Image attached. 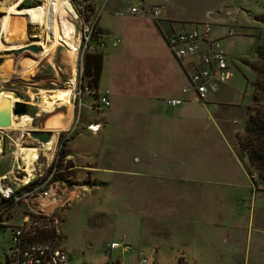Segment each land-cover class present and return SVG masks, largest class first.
<instances>
[{"label": "rangeland", "instance_id": "rangeland-1", "mask_svg": "<svg viewBox=\"0 0 264 264\" xmlns=\"http://www.w3.org/2000/svg\"><path fill=\"white\" fill-rule=\"evenodd\" d=\"M68 1L76 16L72 18L69 13L63 14L64 19H62V24H58V31L61 34L64 33L66 19L73 22L75 29L73 39L78 43L73 60V75L70 71L68 51L59 43L54 44L50 54L45 53L38 56L40 50H44L45 47H51L53 45L54 40L49 30L50 28L47 25L27 23L24 17L17 15L16 10L13 11L14 7L18 8L17 10H22L42 6L45 0H23L19 6H15L18 0H0V18H6L9 14L10 19H12V27L14 28L12 30L15 31L17 29V33L24 36L18 38L17 36L8 35L3 41V44L8 45L12 41H21L27 44L38 42L39 44L37 52L25 48L17 53H13L9 49L0 51V56H2L0 64L4 67L8 65V70L11 74L5 81H0V91L2 89H9L10 91L16 90L19 93L20 99L28 103V112L26 111V113L30 114L32 111H37L38 113L35 116L32 114V120L26 126L29 128L43 129V127L51 125L50 123H44L42 121L46 116L51 115L55 111L65 113L68 105L65 103V105L62 104L59 107H55L50 112H45L40 110V104L43 103L42 107L44 109L47 108L49 97L63 91L59 90L54 93L52 91V94L50 90L67 87L70 85L69 80H72L73 94H70L68 98L72 110V117L69 124L74 123L75 127L71 131L69 136L71 137L85 127V119H100L94 121L98 122L100 127L103 115L102 111L104 110L103 107L102 109H94L90 106L89 99L94 96L97 90L87 84V76L83 74V55L85 52L92 51L89 49L88 44L92 45L93 41L86 43L84 46V40L82 36H79L80 25L82 21H85L87 24L92 22L95 16L94 5H96V2V10H99L98 12L102 11L100 19L106 21L108 25L110 19L106 11L110 12L109 9L111 11L117 9L116 11H118L120 8L114 7L113 9L111 7V0H89L85 4V10L82 12L80 8L75 9L72 1ZM148 1L161 2L174 18H191L196 17L199 13L205 14L201 21L198 22L210 21L215 10L224 9L226 6L231 7L234 4L239 5V9L241 7L245 9L249 16L250 23L246 27L239 28L233 23L229 24L228 26L233 29V34L225 35L221 39L225 52L229 57L232 74L227 79L226 84L222 86L223 89L221 88L219 95L215 96L211 102L200 101L203 103L202 105L196 103V101L187 102L191 125L187 139L183 144L184 146H178L168 139L174 129L163 137L171 128L170 121L166 118L168 111H172L171 108L167 107L163 109L161 113L164 114L158 117V122H154L151 125L146 123V125L148 128L152 127L154 132L162 133L158 137L159 142L157 146L159 148L158 150H163L156 156V160L161 164L159 171H164V165L171 160L170 157L177 155H180L184 159L185 164L188 163L190 165L191 172H189V175L195 179L185 180L180 185H177L176 188L172 189L173 193H176L175 196L177 198L186 200L188 203V214L196 211H191L190 202L201 203L202 199L206 200V204L203 205L205 208H210L208 207L210 201H220L221 203L217 202V204L222 205L221 208H223L224 212L230 208V213H225L221 218L223 220L221 228L229 231L238 230L241 233L250 232L249 254L251 256L249 258L251 263L257 264L259 262L256 259L258 255L254 256V254L261 251L264 253V186L260 182L255 169L248 164L245 152L239 147L236 137L243 135V123L249 111L247 106L254 104L256 101L253 98V94L259 97L260 90L257 88L259 85H264V22L254 17L264 15V0ZM129 15H123L120 18H123V22H126L130 18ZM18 20L21 23H17ZM93 24L95 25V23ZM124 25L132 29L130 22ZM213 27V31H217L218 29L222 31L224 29V27L222 29L221 25L214 24ZM94 30L96 31V35H94L96 39L100 33L95 27ZM149 35V32L133 30L129 38H127L122 32L121 42L117 45L119 52L110 51L108 53L113 57V68L116 70L117 80L125 73L128 76L130 88H132L131 86L138 85L141 81L139 78L140 74H134L140 70L142 55H145L144 51H142V45L145 44L147 47H152V44L145 43L148 41L146 39L151 38ZM100 36L102 37V35ZM103 41L104 43L107 42L105 38H103ZM122 53L126 57H123ZM26 57L36 58V63L33 67L34 69L32 68L29 74L30 76L20 78L19 73H21L22 61ZM71 77L73 78L71 79ZM101 85V87L104 86V84ZM39 88L44 89L46 92L41 94ZM107 88L103 87L100 91H104ZM107 90L109 95V89ZM78 91L80 92L78 93ZM42 95L46 96L42 97ZM65 98L67 100V97ZM28 101H31L33 104L29 105ZM140 114L141 116H147L146 112H140ZM149 116L157 117L156 114H150ZM212 118L222 119V123H219V125L225 134L224 140L220 139L217 131L214 129V125L210 120ZM16 120L12 126H21V120ZM5 128L6 126L0 127V130H2L0 132V135H2V139L0 140V166H10L13 155L21 148H35L38 157L42 156L43 150L41 146L27 132H24L23 136L17 137L12 142L3 133L7 132L14 138L18 135V131L16 129L10 131ZM60 129L61 127L57 130ZM89 133L94 132L89 131ZM164 138L168 139L171 143L164 140ZM126 147L124 141L113 142L107 138L101 139L99 135H85L81 133L75 135L69 144L71 152L87 150L90 157L91 155L94 157L93 151L95 152L96 149H99V155L105 156L106 160L110 159L112 166L113 159L115 160L122 151H125ZM158 150L156 149V151ZM93 157L88 161L82 156H79L76 158L75 163L81 164L80 166L88 164L93 167L88 168V170L92 171L91 169H94L95 165ZM105 158L103 157V160ZM183 164L180 162V166H183ZM83 168L85 167H75L72 171L75 174V172L83 170ZM12 173L15 174V172ZM77 174L79 178L82 171H78ZM8 177H11L10 172L8 173ZM93 181L94 183L92 185L100 183L96 182L95 179ZM76 183L80 185L81 181L77 179ZM163 188L164 184H161L160 189L155 188L152 192L144 189H131L124 193L126 190L117 188L115 183L99 189H91L89 186L87 189L82 190V188L78 187L79 200L75 203L72 202L65 209L61 224L62 232L65 235V249L73 257L74 263L80 264L83 260L88 264H101L106 256V251L104 252L100 247L101 242H106L112 237L113 239L122 237L126 241L137 240L141 230L145 232L146 236L154 238L156 241L159 240L160 247L155 250V247L151 243L143 246V248L138 247V251L141 250L146 262H137L135 264H147L150 260H153L155 263L157 261L160 264L172 263L174 259L173 250L175 248L170 249L162 240L167 237L166 232L168 233L173 228V224L170 226L168 221L151 223V220H147L144 216V214L151 215L149 203L154 201L155 196L157 200L168 197L167 192L171 190ZM140 191H146V196L140 197ZM121 192L124 193L123 196L127 200H132L133 203H138L139 205L129 207L122 200L119 203L117 197ZM140 209L142 214L139 213ZM229 216L238 217L237 226H225V220L229 219ZM235 241H237V238ZM176 249L183 252L182 247ZM138 251L136 253L137 258L139 256ZM177 256L172 264L180 260ZM182 260L184 261L183 258Z\"/></svg>", "mask_w": 264, "mask_h": 264}, {"label": "crops", "instance_id": "crops-1", "mask_svg": "<svg viewBox=\"0 0 264 264\" xmlns=\"http://www.w3.org/2000/svg\"><path fill=\"white\" fill-rule=\"evenodd\" d=\"M142 1L144 3H156L161 5L159 16L155 19L150 18L148 15L135 16L126 10L125 0H111V7L113 9L114 7H118L120 10L116 11L117 9H114V11H111V9H109L110 12L106 11L110 19L108 25L106 21L100 19L102 11L98 12L99 10H96L97 2L96 5H94V12L96 16L95 27L99 30L100 35H102V37L107 41L102 48L103 50L101 49L102 67L97 81L96 90L99 92L103 87H108L109 104L107 106H103L104 110L102 111L103 115L100 127L98 122H94L100 119H85L84 126L88 122L98 123L97 132L89 133V130L84 127L80 132L78 131L65 142L64 152L65 154L70 155L68 164L73 165L74 168H93L88 164L80 166L81 164L75 163L76 158L79 156H82L88 161L93 157L92 155L91 157L89 156L87 150H79L78 152L70 151L69 144L75 135L80 133L85 135L95 134L99 135L101 139L107 138L113 142L124 141L127 147L125 148V151H122L115 160L113 159V166L110 159L106 160L105 156L99 155V149H96L95 152L93 151L95 165L94 169H91L92 171H89V173L91 175L93 174V180L95 179L96 182L100 183L91 185V189H99L107 187L111 183H115L117 188L126 190L124 193L131 189H144L152 192L153 189H160L161 184H164L163 189L171 190L167 192L168 197L159 198L157 200L155 196L154 201L149 203L151 215L144 214V216L147 220H151V223L156 221V223L168 221L170 226L173 224V228H171L168 233L166 232L167 237L162 240V242H165L170 249L175 248V250H173L174 259L172 260V263H174L175 258L179 253L182 255L185 264H197V261L198 264H253L250 262L249 258L251 256L249 254L250 232L247 231L241 233L238 230L229 231L221 228L223 223L221 218L225 213H230V208L224 212L223 208H221L222 205L217 204V202H221L217 200V202L210 201V205L208 206L210 208H205L203 205L206 204V200L202 199L201 203L190 202L191 211H196L192 214H188V203L186 200L177 198L175 196L176 193H173L172 189L176 188V186L180 185L183 181L193 178L189 175V172H191L190 165L188 163L185 164L184 159H182L180 155H177L175 157H170L171 160L164 165V171H159L161 164L156 160V156H158L159 152L163 150H158L159 148L157 146L159 142L158 137L162 133H156L152 127L148 128L146 125V123L151 125L154 122H158V117L164 114L161 113L163 109L167 107L171 108L172 111H168L166 114V118L170 121L171 128L164 134L163 137L174 129L168 139L178 146L185 143L191 125L189 106H187V102H195L196 100L192 99V93L189 89L181 91V88L187 84L186 76L191 65L188 59H185L183 63L180 64L171 55L166 47L163 35L171 28L190 27L193 24L198 23V21H201L205 14L199 13L196 17L191 18H174L169 14V11L165 9L164 4L161 2L148 0ZM227 7L228 6L224 7V9L215 10L213 17L210 20L212 23V28L210 30L211 35L220 37L221 39L226 35V27L229 24L233 23L239 28H244L250 23L249 16L247 15L245 9H242V7L239 9L238 7L240 6L237 4H234L231 7L229 6L228 8ZM128 14H130L129 20L123 22V18H120V16ZM127 22L131 23L132 29H129L128 26L124 25ZM17 23H20V21H17ZM214 24L221 25L222 29L223 27L224 29L222 31L219 29L217 31H213ZM133 30L141 32L144 31L146 33L149 32V36L151 38L146 39L148 41L145 43L152 44V47H147L145 44L142 45V51H144L145 55H142L140 70L136 71L134 74H140L139 78L141 81L138 85L131 86L132 88H130L128 76L125 73L117 80L118 76L116 75V70L113 68L114 60L108 53L110 51L119 52V47H117V45L121 42V33L123 32L124 35L129 38ZM112 36L119 38V41L115 45L110 44ZM122 56L126 57L124 53H122ZM227 58L229 61L228 55ZM113 73L114 75L112 76ZM226 82L227 80L218 88L216 92L210 95L208 101H213L215 96L219 95V91H221V88L223 89L222 86L225 85ZM101 84H104V86L101 87ZM3 90L9 89H2L0 92ZM39 90L41 91V94L46 92L42 88H39ZM56 90L57 89L55 88L50 91L52 93V91ZM42 97L45 96L42 95ZM170 97H181L183 101L177 105H170L166 102V98ZM28 102L29 105L33 104L31 101ZM196 103H200L201 105L203 104L200 101H196ZM42 104L43 103L40 104V110L48 112V110L42 107ZM67 105L68 107L65 113L55 111L51 115L46 116L42 121L44 123H50L51 125L46 127L42 126L43 129L51 131L50 127L52 125L61 126L64 124L72 111L69 101L67 102ZM56 107L58 106L56 105ZM140 112H146L147 116H141ZM30 114L31 117H33V115L35 116L38 113L37 111H32ZM150 114H156L157 117L149 116ZM210 120L220 139L224 140L225 134L222 132L219 125V123H222V119L212 118ZM29 122L31 121H28L27 123ZM17 127L19 126H7L6 128L10 131L15 129L18 131ZM1 131L2 130H0V132ZM51 133L53 134V131ZM168 139L164 138V140L170 142ZM14 140L15 137L11 141L14 142ZM156 149L158 151H156ZM103 157L105 160H103ZM180 162L184 163L183 166H180ZM16 163H19V160L16 155H13L10 166H0V175L11 172ZM85 168L78 171H84ZM145 192L146 191H140V197L146 196ZM124 193L121 192L118 195L117 200L119 203L121 202L120 200H122L125 201V204L129 207L139 205L138 203H133L132 200H127L123 196ZM78 200V194L72 196V200L68 203L66 208L72 202L75 203ZM139 213L142 214L141 209ZM18 219L19 214L17 212V207H15L13 212L6 217V220L8 223H14ZM237 225V216L230 217L225 220L226 227ZM0 233L1 262V252L7 243L8 231L3 228V226H0ZM64 238L65 235L63 233V243ZM236 238L237 241H235ZM110 240L117 239H113L112 237ZM108 241L100 243L102 250ZM129 241L135 245V248L123 252H120L118 249L109 252H105L103 250L106 253V256L101 264H135L139 262L136 254L137 247L143 248V246H146L149 243L155 247V250L160 247L159 240L156 241L154 238L146 236L145 232L142 230L140 231V236L137 240ZM223 243L224 245H222ZM179 247L183 248V252L176 249ZM256 255H258V258L256 259L259 261L257 264H264L263 251L254 254V256ZM116 259H118V261H116ZM172 263L170 262L169 264ZM66 264H75L71 255H69V259Z\"/></svg>", "mask_w": 264, "mask_h": 264}, {"label": "built area", "instance_id": "built-area-1", "mask_svg": "<svg viewBox=\"0 0 264 264\" xmlns=\"http://www.w3.org/2000/svg\"><path fill=\"white\" fill-rule=\"evenodd\" d=\"M70 1L73 2L75 9L80 8L83 12L89 0ZM125 1L126 10L131 14L148 15L155 19L161 11V5L156 3H144L142 0ZM95 17L89 24L82 21L79 36H82L84 46L93 41L92 45L88 44L89 49L100 51L105 43L100 35L94 38L96 35L93 24ZM211 27V21L206 20L187 28H171L163 35L171 55L180 64L188 59L191 65L186 76L187 84L181 88V91L189 89L192 99L202 102H207L210 95L216 92L232 74L230 61H228L221 38L211 35ZM225 33L226 35L233 34V29L227 26ZM118 41V37L112 36L110 44L115 45ZM71 81L69 80V83ZM182 101L181 97L166 98V102L170 105H177ZM89 102L91 108L94 109L107 106L109 104L108 90L96 91ZM31 120L30 116L29 121ZM74 127L73 123L55 131L53 142H40L35 139L43 150L42 156L38 157L37 154L33 158L32 166L25 175L19 163H16L11 170V177H8L7 173L0 175V226L8 231V240L2 249L0 264L67 263L69 253L65 249L61 229L64 210L71 202L72 196L79 193L78 187L84 190L93 183L89 167H86L78 178L77 172L74 174L72 171L74 166L68 164L70 155L60 153ZM28 128L17 127L18 135L15 139L23 136ZM85 128L90 132H95L98 129V123L88 122ZM3 135L13 140L7 132ZM1 139L2 135H0ZM77 179L81 181L80 185L76 183ZM15 207H17L19 219L14 223H8L6 217L13 212ZM132 248H135V245L121 237L108 241L103 250L109 252L118 249L123 252ZM136 250L138 251V247ZM138 254V261L145 263L146 259L141 250ZM177 257L180 260H177L175 264H184L182 255L179 254ZM80 264L88 263L82 260ZM147 264L156 263L150 260Z\"/></svg>", "mask_w": 264, "mask_h": 264}, {"label": "bare ground", "instance_id": "bare-ground-1", "mask_svg": "<svg viewBox=\"0 0 264 264\" xmlns=\"http://www.w3.org/2000/svg\"><path fill=\"white\" fill-rule=\"evenodd\" d=\"M22 1L23 0H18V3H16L15 6L19 5ZM17 9L18 8L14 7L13 11L16 10L17 15L20 17H24L26 19L27 23L47 25V27L50 28L49 30L51 32V35H53V40H54L53 45L51 47H45L44 50H40L38 52V56L43 55L45 53L50 54V52L53 50L54 44L59 43L60 45L64 46L68 51L69 65L71 68L70 71H71V74L73 75L74 74L73 60L75 57V49H76V46L78 44V43H76V40L73 39L74 34H75L73 22L71 20L66 19L65 20L66 26L64 29V33L61 34L58 31V24H62V21H63L62 19H64L63 14L69 13L72 18H75V16H76L70 2L68 0H45L44 5H42V6H36V7L26 8V9H22V10H17ZM11 21H12V19H10L9 14L6 18H0V51H2L4 49L5 50L6 49L12 50V49L19 48V47H22L25 44H27V43H23L21 41H17V42L12 41L8 45H6L5 43L3 44V41L6 39V37L8 35L17 36L18 38L24 37V36L19 35L17 33V29L15 31L12 30L14 28L12 27ZM18 21H20V20H18ZM23 31H25V30H23ZM33 44L39 45L38 42H33ZM8 59H9V57H8ZM35 63H36V58L26 57L25 59H23L22 65H21L22 66L21 73H19L20 78L28 76L30 74V72L32 71V68L35 66ZM10 64H11V62H10ZM19 67H20V65H19ZM10 75L11 74L8 70V65L6 67H4L2 64H0V81H5L6 79H8V77ZM72 78L73 77H71V79ZM72 87H73V85H72V81H71L70 85H68L67 87L57 88L56 91H59V90H63V91L60 93L58 92V94H56V95H51L49 97L50 99H49V103L47 104V108H45V109L48 110V112H50L51 110H53L56 107V105L58 107L61 106L62 104L65 105V103H67L69 101L68 98H69V95L72 93ZM64 89H67V90H64ZM54 92L55 91H53V93ZM65 97H67V100H65L66 99ZM15 100H18V98L13 96L10 90H3L2 92H0V104L6 105L8 110L11 106V103ZM47 101H46V103H47ZM71 114H72V111H71L70 115ZM30 116L31 115L24 113V114H21L20 116L16 117L15 115H11L10 110H9L10 121H9V124L7 126H12L13 124H15L16 119H20L21 120V124H20L21 127L22 128L26 127V124L29 121ZM71 117H72V115L61 126L52 125L50 127L51 130L52 131L54 130V132H55V131H57V129L59 127H61V129L65 128L67 125H69ZM54 132H53V134H54ZM53 134L50 133V137L47 140V142H53L54 137H55V135H53ZM35 150H36L35 148H21L15 152L16 157L18 159H20L19 160V166L21 167V170H22L24 175L29 172L30 167L32 166L31 162H33V158L35 156H37V153Z\"/></svg>", "mask_w": 264, "mask_h": 264}, {"label": "trees", "instance_id": "trees-1", "mask_svg": "<svg viewBox=\"0 0 264 264\" xmlns=\"http://www.w3.org/2000/svg\"><path fill=\"white\" fill-rule=\"evenodd\" d=\"M254 17L264 22V15ZM83 56V74L87 76L88 86L91 85L96 89L102 67V53L101 51H89L85 52ZM257 89L260 90L259 97L253 94L256 101L247 106L249 111L244 119L243 135L237 136L236 140L239 147L245 152L248 164L255 169L264 186V85H259ZM60 153L65 154L64 149H61Z\"/></svg>", "mask_w": 264, "mask_h": 264}, {"label": "water", "instance_id": "water-1", "mask_svg": "<svg viewBox=\"0 0 264 264\" xmlns=\"http://www.w3.org/2000/svg\"><path fill=\"white\" fill-rule=\"evenodd\" d=\"M23 48L29 49L33 52H37L39 49L38 45L29 43V44H25L22 47L12 49V52L17 53ZM1 60H2V56H0V61ZM11 93L13 96L20 99L19 93L16 90H11ZM27 106H28L27 102L22 101L21 99L15 100L11 103L9 110L11 115L19 116L21 114L26 113ZM9 110L6 107V105L0 104V127H5L9 124L10 121ZM27 133L29 134V136L40 142H45L50 137V131L45 129L28 128Z\"/></svg>", "mask_w": 264, "mask_h": 264}]
</instances>
